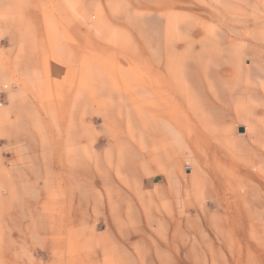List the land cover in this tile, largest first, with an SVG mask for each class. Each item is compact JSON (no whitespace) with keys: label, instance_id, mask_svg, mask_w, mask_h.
I'll use <instances>...</instances> for the list:
<instances>
[{"label":"rangeland","instance_id":"374dc122","mask_svg":"<svg viewBox=\"0 0 264 264\" xmlns=\"http://www.w3.org/2000/svg\"><path fill=\"white\" fill-rule=\"evenodd\" d=\"M0 264H264V0H0Z\"/></svg>","mask_w":264,"mask_h":264},{"label":"water","instance_id":"95a60500","mask_svg":"<svg viewBox=\"0 0 264 264\" xmlns=\"http://www.w3.org/2000/svg\"><path fill=\"white\" fill-rule=\"evenodd\" d=\"M241 133L244 131V129L243 128H240V130H239Z\"/></svg>","mask_w":264,"mask_h":264}]
</instances>
